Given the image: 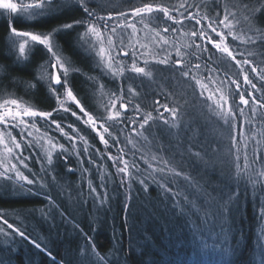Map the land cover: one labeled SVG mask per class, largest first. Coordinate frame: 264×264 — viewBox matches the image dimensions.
Here are the masks:
<instances>
[{
  "label": "trees",
  "instance_id": "16d2710c",
  "mask_svg": "<svg viewBox=\"0 0 264 264\" xmlns=\"http://www.w3.org/2000/svg\"><path fill=\"white\" fill-rule=\"evenodd\" d=\"M145 2L175 6L186 2L187 6L199 5V9L188 7V11L194 14L199 11L200 16L207 14L214 17L217 11H220L221 18L224 7H227L236 13L239 20V24L236 25L238 34L253 35L256 29L264 32V14L251 23L245 20V16L249 13L242 5L247 0H220L219 4L215 3V0H94L93 6L96 7L99 15L106 17L109 14L116 16L120 11H128L131 7ZM20 16L22 15L10 16L5 10H0V65L7 68L11 76L36 83L47 68L48 54L42 46L37 45L28 60L17 63L18 53L12 47L15 38L10 32L9 22L11 21V26L18 31L47 33L62 24L81 19L82 14L73 4L59 14L34 19L26 18V20ZM154 16L161 18V24L165 23L162 14L157 13ZM108 23L111 26L114 21ZM138 27L142 26L138 25ZM198 28L194 20H185L181 31L177 33L170 31L166 35L170 41L182 46L190 42L182 33ZM218 30L223 29L221 27ZM81 32L83 28L77 26L72 30L59 33L57 41L66 59L74 62L84 73L98 78L97 83L93 84L80 74H74L71 77L74 93L85 108L97 117L98 123L103 122L105 106L110 101L111 93L115 92L119 95L122 88L127 99L129 85L138 94L132 99V103L140 104L142 113L152 112L153 117L157 119L155 122H150V127L146 126L145 130H139V123L127 126L122 123L110 128L113 135L119 138L120 143L113 144L110 139L112 146L105 150L95 133L75 118L61 112L56 119L64 118V124L72 123L93 146L90 149L93 162L89 163V154L81 151L79 159L73 154L69 155L67 161L56 155L53 165L48 166L44 161L37 162L39 152L34 151L27 162L30 161L28 165L31 172L39 175H44L41 172V164L48 169L44 179L45 187L41 188L38 177L37 182L27 185V188H21L20 184L14 181L0 180V211L5 214L8 222L14 227L25 230L26 235L35 238L42 247L46 244L53 256L63 260L64 264H95L94 252L101 257H107V260L101 264H219L218 251L211 246L202 249L196 243L192 229L187 223V217L173 207V197L165 194L151 178H148L146 191L145 186L138 182L131 183L130 192L127 181L125 185L120 184L121 175L117 173L112 161L107 159V155L110 152L116 156L119 154L118 149L123 148L124 159L130 162L135 159L140 170L147 169V165L141 159L142 156L149 161L154 155L163 156L168 158L177 170L192 177L213 195L226 199L229 192L237 191L238 198L229 218L232 228L230 242L237 249L235 261L236 264H259L264 253V248L259 246L264 244V241H258V234L264 231V220L259 216V208L264 205V184L257 183L253 186L252 183L242 179L237 185L233 180L236 173L233 163L235 149L232 148L230 136L235 134L238 141L242 140L243 143L248 144L250 162L253 159L252 150L259 149L257 156L260 163H255L248 169L253 179H258L255 173L264 166V117H257L264 112V109L256 105L257 117H254L251 112L254 106L251 103L249 106L241 105L245 115L240 117L237 113L236 129L233 132L231 127L225 125L210 111L208 104H211V101L205 104L204 98L198 96L199 89L195 88L194 81L181 77L177 71L163 65L152 64L150 65L153 71L151 79L138 78L134 77V74L126 73L129 79L121 81L101 75L91 58L83 55L75 47L76 37ZM143 35V32L139 33V36L143 37ZM213 38L218 39L214 34ZM199 42L197 40V43ZM228 43L236 53H239L238 60L252 61L251 65H243V68L257 87L262 89V92H254V95L260 99L264 93V81L258 78L257 73L260 69H264V43L259 41L257 44L242 43L231 37L228 38ZM250 52L255 54L249 55ZM175 59L178 57L173 52V60ZM216 60L217 57L214 56L213 61ZM192 62L196 61L193 59ZM140 66H144L142 62ZM253 66L257 67V73L251 72ZM208 68L217 70L210 73L202 69L201 75L205 82L209 75L217 81H226L224 86L226 93H236V85L230 83L233 79L240 84L241 91H253L250 86L243 83V74L235 62L226 59L219 60L217 63L208 61ZM4 75L5 73L0 70V76ZM4 84L7 85V91H0V96L8 98L12 93L11 98H22L24 102L39 110L47 111L56 107L55 100L48 93L44 83L37 84L31 91L22 86L14 88L7 79L4 80ZM209 86L216 87L211 84ZM161 92L169 94L168 98L165 99ZM185 99L194 103L183 109L186 114L183 116L180 127H170L163 122V119L158 118L154 110L156 100H159L160 104L168 103L172 106L177 100L184 104ZM238 102V94L230 95L229 104L235 106ZM71 107L77 110L74 105ZM117 109L119 110V102ZM160 111L162 112L163 109ZM123 115L134 117L136 113L130 106ZM164 117H169V113L165 112ZM244 119L251 122L243 123ZM242 123L243 127H241ZM38 126L43 133L47 129L49 137L65 144L71 152L68 142L55 131L54 127L49 128L47 124L39 120ZM120 128H124V131L121 132ZM132 128L142 131V135L137 136L131 131ZM65 131L70 130L65 128ZM241 131L244 133L243 138L239 135ZM126 137H130L133 144H128ZM108 138L106 136V139ZM257 141L259 144L256 143ZM77 145L82 148L78 137ZM161 146L164 148L163 152L159 151ZM97 148L101 150V153L95 152ZM197 152L200 153L199 158L194 155ZM80 160H83V163ZM240 163L243 165V148ZM69 168L72 171H69ZM25 175L30 179L33 178L29 170ZM143 176L147 177V171H143ZM165 179L169 181L168 186L173 191L192 192L183 176L168 175ZM90 183L96 188L95 193L90 191ZM126 193L131 196V199L127 201V208H125ZM49 197L55 205L50 211H48ZM181 203H183L182 198ZM193 218L197 219L198 224L200 223L198 218ZM4 227L6 231H11ZM209 245H211V239ZM0 264H51V260L27 240L18 236H15L13 240L0 234Z\"/></svg>",
  "mask_w": 264,
  "mask_h": 264
},
{
  "label": "snow or ice",
  "instance_id": "6c2138e0",
  "mask_svg": "<svg viewBox=\"0 0 264 264\" xmlns=\"http://www.w3.org/2000/svg\"><path fill=\"white\" fill-rule=\"evenodd\" d=\"M93 3L94 0H62V2H58V0H27V2L26 0H15V2L14 0H0V10H5L10 16L11 14H21L28 18L44 17L46 15L59 14L73 4L82 14L81 19L62 24L47 33L18 31L15 27L11 26V21L9 22L10 32L15 38L12 47L18 53L17 63L21 60H28L37 45L42 46L46 50L49 58L47 68L36 83L26 82L13 77L8 74L7 68L0 65V70L5 73L4 76H0V91H7V85L4 84L5 79L14 88L22 86L28 91L34 89L37 84L44 83L48 93L54 98L56 107L47 111L39 110L24 102L22 98H11L12 93L9 94L8 98H4L0 102V125H3V129H0V145L3 146V150L0 151V179L23 182L20 183V187L23 188L25 185L36 183L38 177L41 188L45 187L44 179L48 174V169L41 164V172L44 175L31 172L29 165L25 162L31 159V157L23 156L24 147H39L40 155L37 158V162L44 161L48 166L53 165L56 155L67 161L69 155L73 154L79 159L81 151L89 154V163L93 162L90 155V149L93 146L84 135L80 134L79 129L72 123L64 124V118L60 120L56 119L61 112L66 114V116L75 118V120L89 128L91 132L95 133L99 139V143L104 146L105 150L112 146L110 139L113 144L120 143L119 138L113 135L110 128H114L116 125L122 123L125 126L139 123V130H145L146 126L150 127V122L156 121L157 117H153L152 112L142 113L140 104L132 103V99L138 94L131 85L127 89V99H125V93L122 88L119 95L115 92L111 93L110 101L105 106V115L102 118L103 122L98 123L97 117L85 108L84 104L73 91L71 77L74 74H80L93 84L97 83L98 78L84 73L74 62L66 59L57 41L59 33L72 30L77 26L82 27L83 32L77 35L75 47L83 55L91 58L95 68L100 71L101 75L109 76L114 80L120 79L121 81L129 79L126 73L134 74V77L138 78L146 77L151 79L153 71L150 65L152 64L163 65L170 70L177 71L181 77L194 81L195 88L199 89L198 96L204 98L205 104L211 101V104H208L210 111L222 120L225 125L231 127L233 132L236 129L237 113L240 117H244L245 115L244 108L240 107L241 105L249 106L251 103L254 106L251 108L254 117H257L256 105L260 109H264V93H262L260 99L254 95V92H262V89L257 87V84L249 78L248 72L243 68V65H251L252 61L249 59L238 60L237 54L239 53H236L228 43L229 37L242 43L257 44V41L264 43V32L256 29L253 35H247V33L238 34L236 25L239 24V20L236 13L230 11L227 7H224L221 18L220 11H217L214 17L207 14L200 16L199 11L194 14L188 11V7L199 9V5L187 6L186 2L180 3L178 6L145 2L139 6L131 7L128 11H120L116 16L109 14L105 17L98 14ZM215 3L219 4L220 0H215ZM242 6L249 13V15L245 16V20L250 23L256 21L260 15L264 14V0H247ZM181 9H184V11H181ZM185 12H187V15H185ZM157 13L162 14L165 21L164 24L160 23L161 18L159 16H154ZM185 20H194L195 25H198L199 28L182 33L188 37L190 42L181 46L176 42L170 41L166 34L170 31L172 33L181 31ZM110 21H114L111 26L108 23ZM204 21L207 23H203ZM138 25L142 27H138ZM177 26L181 27L178 28ZM221 27L223 30H218ZM140 32L144 33L143 38H140ZM213 34L218 39H214ZM197 40L200 42L197 43ZM173 52L178 59L173 60ZM254 54L252 52L249 53V55ZM214 56L217 57L216 61H213ZM193 59L196 61L195 63L192 62ZM224 59L235 62V65L240 68V72L243 74V83L250 86L253 91H241L240 84L234 79L230 83L236 85V93H226L224 86L227 82L223 80L217 81L211 75L207 77V82H205L204 77L201 75V70L205 69L210 73L217 70L209 69L208 61L217 63L219 60ZM141 62L144 66H140ZM251 72L257 73V67H251ZM225 75L227 76V73ZM257 75L261 81H264V69H260ZM210 84L216 85V87L212 88L209 86ZM100 87H103V85H100ZM206 93L207 95H205ZM235 94L239 95V102L233 106L229 104V98L230 95ZM161 95H164L165 99H167L169 94L161 92ZM118 102L119 110L117 109ZM193 103L194 101L185 99L184 104H181L177 100L170 106L168 103L160 104L159 100H156L154 110L157 112L158 118L163 119L166 125L180 127L183 116L186 114L183 109ZM72 105L77 110H73ZM130 106L136 113L134 117L123 115V113L129 110ZM160 109H163V111L161 112ZM165 112L169 113V117H164ZM262 117H264V112H261L257 118ZM141 118L142 122H140ZM38 120L43 121L49 128L54 127L55 131L68 142L71 152L65 144L59 143L53 137H49L47 129H45L42 136L38 138L34 137L33 140L28 141L22 147L21 142L17 141L16 136L12 135L10 129H19L21 139H23L25 132H27L29 137H33L34 131L37 133L41 131V128L38 126ZM250 122L248 119L243 120V123ZM243 123L241 127H243ZM65 128L70 131H65ZM139 130L137 128L131 129L137 136L142 135V131ZM120 131L123 132L124 128H120ZM239 135L243 138V131ZM106 136L109 138L106 139ZM77 137L82 148L77 145ZM126 139L128 144H133L130 137H126ZM145 139L147 138L145 137ZM40 140H44V144H40ZM230 141L232 148L235 149L233 163L236 173L233 176V180L237 185L242 179L252 183L253 186L257 183L264 184V166L255 173L258 179H253V176L248 172V169L253 164L260 163L257 156L259 149L254 148L252 150L253 159L250 162L247 151L248 144L243 143L242 140L238 141L235 134L230 136ZM256 143L259 144V141ZM241 145L243 148V165L240 163ZM133 146L135 147V145ZM16 150H19V154H17ZM159 151H164L163 146H161ZM95 152L101 153V150L97 148ZM118 153V155L113 156L109 152L107 159L112 161L113 166L117 169V173L121 175V185H125L127 181L130 192L131 183L138 182L140 185L145 186L146 191L148 178H151L165 194H170L173 197V207L179 209V213L187 217V223L192 229L193 238L196 243L202 249L209 246L216 249L220 256L219 264H236L237 249L230 242L232 228L229 224V218L232 215L235 202L238 198L237 191L229 192L227 198L222 199L218 195H213L212 192H209L192 177L177 170L172 166L168 158L154 155L151 157V161L156 162L154 164L142 156L141 159L144 160L147 169L140 170L135 159L131 162L124 159L123 148H119ZM194 155L198 158L200 157V153L198 152ZM12 159L17 160L25 169H28L33 178L30 179L29 176L24 175L17 167V164L12 162ZM80 162L83 163V160H80ZM68 170L72 171L71 168ZM143 171H147V177L143 176ZM106 175L110 174L106 173ZM168 175L173 177L183 176L192 192L181 193L179 190L173 191L168 186L169 181L165 179ZM157 177H159V180H157ZM89 188L92 193L96 192V188L92 187L91 183L89 184ZM181 198L183 203H181ZM130 199L131 196L126 193L125 208H127V201ZM54 206V201L49 197L48 211ZM42 214L46 213L42 212ZM259 216L264 220V205L259 208ZM193 217L198 218L200 223L198 224L197 219ZM0 222H2L0 224V234L5 238L14 240L15 236H18L23 240H27L36 249L44 252L50 258L51 264H64L63 260H58L56 256H53L46 244L42 247V244L35 238H30L29 235H26L25 230L14 227L12 223H9L2 211H0ZM4 226H6L7 230L11 231H6ZM210 239L211 245H209ZM258 241H264V231L258 234ZM259 246L264 248V244H260ZM93 255L96 258L95 264H101V262L107 260V257H101L96 252ZM259 264H264V253H262Z\"/></svg>",
  "mask_w": 264,
  "mask_h": 264
},
{
  "label": "rangeland",
  "instance_id": "374dc122",
  "mask_svg": "<svg viewBox=\"0 0 264 264\" xmlns=\"http://www.w3.org/2000/svg\"><path fill=\"white\" fill-rule=\"evenodd\" d=\"M11 15H18V14H11ZM20 17H22V16H20ZM26 18L27 19H34V18H28V17H26V16H23V20L25 19L26 20ZM140 38H143V37H141L140 36ZM142 51V50H141ZM5 97H3V96H0V102H2L3 101V99H4ZM0 129H3V125H0ZM11 130V132H12V135H14V136H16V139H17V141H20L21 142V144H22V147L28 142V141H30V140H33V138L34 137H40V136H42L43 135V132H39V133H37V132H33V137H29L28 135H27V132H25V134H24V137H23V139H21V136H20V130L19 129H10ZM40 144H44V140H40ZM3 150V146L2 145H0V151H2ZM28 151H29V154H28ZM34 151H38L39 152V155H40V149H39V147H32V148H28V147H24V150H23V156H29L30 157V155L31 154H33L34 153ZM16 152H17V154H19V150H16ZM12 162L13 163H16L17 164V167L24 173V175H25V173H26V171L28 170V169H25L21 164H19V162L17 161V160H15V159H12ZM27 164H29V162H27V161H25ZM0 180H3V179H0ZM14 182H16V181H14ZM16 183H18V184H20V183H23V182H16ZM24 187H26L27 188V185H25Z\"/></svg>",
  "mask_w": 264,
  "mask_h": 264
}]
</instances>
